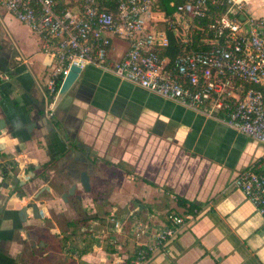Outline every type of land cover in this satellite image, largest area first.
<instances>
[{
  "label": "crops",
  "instance_id": "0c3cea01",
  "mask_svg": "<svg viewBox=\"0 0 264 264\" xmlns=\"http://www.w3.org/2000/svg\"><path fill=\"white\" fill-rule=\"evenodd\" d=\"M247 7L264 15V0L260 12ZM47 61L40 37L0 5V169L13 167L0 182V264H109L134 242L119 236L116 249L105 216L158 227L168 211L185 209L177 196L198 213L145 264H264L262 215L228 186L261 161L264 145L91 65L58 105L53 99L50 116ZM81 169L89 191L77 182L79 197L61 199ZM14 175L20 184L1 186ZM28 202L37 217L32 207L19 216Z\"/></svg>",
  "mask_w": 264,
  "mask_h": 264
},
{
  "label": "built area",
  "instance_id": "2783aa9c",
  "mask_svg": "<svg viewBox=\"0 0 264 264\" xmlns=\"http://www.w3.org/2000/svg\"><path fill=\"white\" fill-rule=\"evenodd\" d=\"M248 3L0 0L40 37L48 57L44 86L50 99L48 115H53L52 101L69 66L91 65L264 145V15L251 14ZM115 43L123 46L118 55ZM17 162L23 174L25 167ZM261 166L264 157L240 170L228 186L240 188L264 220ZM5 176L0 169V182ZM197 213L189 204L183 211L171 209L165 223L156 227L147 218L126 221L110 211L105 220L116 234L115 248L120 247L119 236L132 238L134 248L129 254L115 251L109 264H145Z\"/></svg>",
  "mask_w": 264,
  "mask_h": 264
},
{
  "label": "water",
  "instance_id": "95a60500",
  "mask_svg": "<svg viewBox=\"0 0 264 264\" xmlns=\"http://www.w3.org/2000/svg\"><path fill=\"white\" fill-rule=\"evenodd\" d=\"M240 18L243 19V16L240 15ZM82 69H79L78 66L72 64L69 66V71L64 77L62 83L60 86H58L57 93L55 96V106L60 103V100L69 93V89L75 82V80L78 78L80 72ZM7 125V121L4 119H0V135L5 131V126ZM80 182L79 184L81 185L82 189L84 191H89V183H90V177L89 174L86 170L81 169L78 170V176H76V179L73 184H70L68 188L65 189V191L60 193L61 199L67 201V197L70 195H75L76 197H79V194L74 192L75 190V183ZM15 183H21L18 175H14L9 182H4L1 183V186L6 188L9 185H13ZM27 207H32L33 213L35 217H37L38 214V207L36 206L35 202H28L26 203L20 210V215L26 214V208Z\"/></svg>",
  "mask_w": 264,
  "mask_h": 264
},
{
  "label": "trees",
  "instance_id": "16d2710c",
  "mask_svg": "<svg viewBox=\"0 0 264 264\" xmlns=\"http://www.w3.org/2000/svg\"><path fill=\"white\" fill-rule=\"evenodd\" d=\"M2 167H3V171H4L5 174L8 173L9 171L10 172L13 171V167L12 166H11L12 168H8V169L6 167H4V165ZM177 202L184 204V206H185L184 208H186V205H185L186 203L184 202L182 197L177 196ZM189 207H197V204L195 202H191V203H189Z\"/></svg>",
  "mask_w": 264,
  "mask_h": 264
},
{
  "label": "rangeland",
  "instance_id": "374dc122",
  "mask_svg": "<svg viewBox=\"0 0 264 264\" xmlns=\"http://www.w3.org/2000/svg\"><path fill=\"white\" fill-rule=\"evenodd\" d=\"M255 4H256V0H249V5H250V7L253 8V11L254 12H260V11H258V9L255 8ZM117 50L120 51L121 48L117 47Z\"/></svg>",
  "mask_w": 264,
  "mask_h": 264
}]
</instances>
